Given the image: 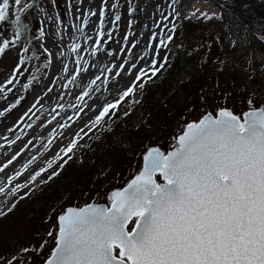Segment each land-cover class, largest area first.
Here are the masks:
<instances>
[{
  "label": "snow or ice",
  "instance_id": "1",
  "mask_svg": "<svg viewBox=\"0 0 264 264\" xmlns=\"http://www.w3.org/2000/svg\"><path fill=\"white\" fill-rule=\"evenodd\" d=\"M43 3L44 0H0V25L8 24L12 29L10 37L0 33V57L10 49L17 52L16 64L0 83V99L5 101L0 117L17 109L25 99L17 95L19 89L14 92V85L19 84L27 92L40 79L41 67L33 70L29 67L31 62L43 56V69L53 64L55 52L42 43L46 37L57 52L58 45H63L67 55L75 57L71 70L60 62L64 75L57 79H61L63 88L76 85L78 79L89 80L87 88L76 97L79 103L70 105L76 119L85 108L93 111L85 98L99 90L97 81L107 88L110 77L128 75L131 80L118 90L114 100L95 110L91 123H85L73 133L46 167L30 174L25 183L12 186L28 171L32 162L29 161L15 175L7 177V186L0 184V195L6 197L0 202L6 207V210L0 207V218L12 212L20 200L30 197L36 190L34 186H43L59 176L84 147L81 141L85 137L100 140L101 136H114L118 142L120 137L115 133L123 105L129 100L138 103L134 99L137 92H143L171 67V54L167 50L174 44L178 23L191 19L223 22L225 7L218 4L219 13L192 8L185 14L180 10L181 0H153L151 12L135 0H100L98 4L95 0H64L65 6L60 12L58 0H48L53 13L49 15ZM33 14L39 17L40 26L36 29L28 21ZM141 14L152 20L155 30L141 25L138 30L129 31L139 23ZM65 16L78 23L66 21ZM121 22L126 34L120 41H114L113 33L118 31ZM253 36L254 42L246 46L252 48L253 43H258L264 49V29ZM108 41L123 43L124 47L105 51ZM141 43V51H135ZM229 46L235 50L237 42L229 40ZM177 47L182 49L183 45ZM195 51L192 49L187 54L191 56ZM84 52L95 63L85 60L81 55ZM118 55L112 66L99 67L103 59H115ZM260 59L264 61V57ZM253 62L254 56H250L249 63ZM90 67H96L99 74L91 73ZM49 82L55 84V80ZM53 92V87H47L43 96L35 98L23 113L21 121L34 114L33 109L45 97L51 99ZM252 95L255 93L245 101L247 110L240 113L227 104L217 105L212 111L185 121L181 134L173 137L170 150L164 151L158 146L146 149L142 167L126 186L107 196L108 205L85 203L62 209L46 233L53 241L50 247L48 239L41 238L34 247L26 246L11 257H0V264H35L37 257H41L40 264H264V100L256 102ZM57 107L63 109L64 105ZM52 113L48 125L56 121L61 129H68L71 125L67 121L75 123L74 117L66 112L67 121L63 124L57 120L61 112L53 108ZM130 115L131 111L123 112L125 118ZM27 127L31 128L32 124ZM50 136L45 147L52 146L55 130ZM20 139L16 136L8 143L11 145ZM18 155L8 159L0 172ZM9 199L14 202L9 204Z\"/></svg>",
  "mask_w": 264,
  "mask_h": 264
},
{
  "label": "rangeland",
  "instance_id": "2",
  "mask_svg": "<svg viewBox=\"0 0 264 264\" xmlns=\"http://www.w3.org/2000/svg\"><path fill=\"white\" fill-rule=\"evenodd\" d=\"M95 2L98 4L100 0H95ZM135 2L142 8H146L153 0H135ZM218 4L225 5L223 22L191 19L188 20L191 24L188 28H183L182 20L178 23L174 44L167 50L171 54L172 63L177 61L178 68L176 70L172 68L170 75L168 74L170 68L167 69L163 75L155 79L154 83H149L143 92H137L134 99L139 101L138 103L134 104L132 100H129L123 105L120 113L123 114L125 110L132 111L131 125H134L136 130L129 137L118 136L120 139L116 149L119 154L108 153L99 157V160L90 165V176L80 182L76 179L71 181L62 189V193L54 194L49 201L37 203L28 215L16 221L12 226L7 224L1 226L0 257H11L26 246L34 247L41 238L48 239L50 247L53 241L46 237V233L50 227L54 226L55 217L62 209L70 206H83L85 203L108 205L107 196L112 190L125 186L142 167V154L146 149L158 146L162 150H170L174 143L173 137L181 133L185 121H191L194 116H199L202 112L212 111L217 105L227 104L228 107L240 113L247 110L245 101L252 93H255L251 96L254 101L264 100V61L260 59L264 57V49L258 43H253L252 48L246 46L248 42H254L253 34H258L264 28V16L258 15L262 9L245 0H181L180 10L185 14L192 8L219 13L221 8L218 7ZM43 6L49 9V15L53 14L52 6L48 0H44ZM64 6V0H58L57 11L62 12ZM36 18L38 21L39 17L36 16ZM64 19L75 23L71 17L65 16ZM141 25H146V17L143 14H141L139 23L129 31H136ZM39 26L37 22V28ZM11 32L10 25H0V33H3L5 38L10 37ZM90 34L95 35V32ZM124 34H126L125 25L124 22H121L118 25V31L113 33V40L120 41ZM55 39L58 40L59 36H56ZM229 40L237 42L235 50L229 46ZM42 43L55 52L53 64L48 69H44L40 79L27 92L19 84L14 85V92L19 89L17 95L24 96L25 99L17 109L6 114L5 117H0V145L3 146L0 147V167H3L13 155L19 153L16 160L4 172H0V184L5 186H7V177L15 175L29 161L32 162L29 164L28 171L24 172L17 181H14L12 186L15 183H25L30 174H34L41 167H46L47 162L53 159L60 148L64 147L68 139L72 138L73 133L84 127L85 123H91L95 110L103 103L114 100L118 95V90H122V86H127L131 80V76L128 75H124L122 78L110 77L107 88L97 81L96 87L99 90L85 98L87 104L92 106L93 111L90 112L85 108L84 112L79 114L80 118L76 119V114L70 105L79 103L76 97L81 90L87 88L89 80L86 78L81 82L78 79L76 85H68V88H63L61 79H57L64 75L60 71L62 67L60 62L67 64L71 70L74 68L75 57H69L67 48L63 45H58L60 50L57 52L53 47V42L47 37ZM179 45H183V48H178ZM118 47H124L123 43L108 41L104 50H115ZM192 49H196V51L189 56L187 52ZM61 53H65V55L62 56ZM81 55L90 63H95L94 58L90 57L87 52L81 53ZM250 56H254V62L251 64L249 63ZM125 58L128 59L130 56ZM117 59H119V55L115 59L105 58L99 67L112 66ZM36 61L33 60L29 65L33 70L44 63L43 56L37 64ZM16 62L17 52L12 49L0 57V83L7 78ZM89 71L99 74L96 67H90ZM83 75L87 77L88 74ZM170 76L174 78L171 87L167 94L159 99L158 105L147 104V98L144 96L147 90H152L159 83L164 84V81ZM250 77L253 78L250 79ZM91 78L94 79V76ZM20 79L23 80V77ZM52 80H55V84L49 82ZM117 80H119V85ZM63 83L67 84V80H63ZM47 87L54 88V92L50 94L51 99L45 97L42 104L33 109L34 114L30 113L21 121L23 113L34 103L35 98L43 96ZM8 96L11 98L12 94L9 93ZM58 104H63L64 108H58ZM4 107L5 101L0 99V110H3ZM53 108L61 112V115L57 117L61 124L67 121V115H72L75 123L67 121L71 125L68 129H61L56 121L48 125L47 121L51 119ZM29 123L32 124L31 128L27 127ZM10 128L14 131H9ZM53 130H55L56 138L51 147H45ZM85 130L87 131V129ZM97 135L101 134L97 132ZM16 136H20L21 139L10 145L8 141L15 140ZM89 140V137H85L81 141L84 147L77 151L72 159L75 166H80L85 161L83 150ZM109 140L111 144H114L115 137L110 136ZM29 141L31 143H28ZM34 187L37 189L40 186ZM21 194L23 195V192ZM5 199L6 197L0 195V202ZM12 202L14 201L8 200L9 204ZM0 207L5 206L0 203ZM40 259L41 257L35 258V264H40Z\"/></svg>",
  "mask_w": 264,
  "mask_h": 264
},
{
  "label": "trees",
  "instance_id": "3",
  "mask_svg": "<svg viewBox=\"0 0 264 264\" xmlns=\"http://www.w3.org/2000/svg\"><path fill=\"white\" fill-rule=\"evenodd\" d=\"M247 2H251L253 5H257L258 8L262 9L261 12H259L258 15L261 17L264 16V0H245ZM257 8V7H256ZM29 22L33 29L37 28V18L35 14L32 16H29ZM183 28H188L191 26L190 22L188 20H182ZM264 29V28H262ZM42 58V56H41ZM37 60V62L41 61ZM43 65V64H42ZM41 67V72L39 73V76H41L44 72L43 67ZM177 61H174L168 70V74L170 75L173 70H176L178 68ZM173 76L168 77L164 84H157L152 90H147V92L144 94L145 98H147L146 103L147 104H155L158 105L159 99L163 98L168 90L171 87V84L173 82ZM36 84V82H35ZM153 106V105H152ZM132 111L131 115L125 118L123 114L120 113V119L118 121V124L116 126V133L115 135H123L129 137L136 129L134 128V125H131L132 122ZM110 136H101L100 140H96L95 137L90 139L88 141L87 146L83 150V155L85 161L80 166H75L74 161L70 160L63 168V170L60 172V175L52 179L49 183L44 184L43 186L38 187L33 194L23 200H20L19 203H17V206L15 209L8 213L6 216L0 218V227L7 224V225H13L16 221H18L21 218H24L28 213H30L37 203L41 201H49L54 194L62 193V189L68 185L71 181H74L75 179L79 182L86 178L87 176H90V165L95 163L97 160H99V157L104 156L108 153H113L114 155H118L119 152L116 149L118 147V143L114 140V144H111L109 140Z\"/></svg>",
  "mask_w": 264,
  "mask_h": 264
},
{
  "label": "bare ground",
  "instance_id": "4",
  "mask_svg": "<svg viewBox=\"0 0 264 264\" xmlns=\"http://www.w3.org/2000/svg\"><path fill=\"white\" fill-rule=\"evenodd\" d=\"M152 7H154L153 2L150 5H148L145 9L151 12ZM152 15H155V13H152ZM75 23H78V21H75ZM146 25L153 27V29L155 30V26L152 25V20L147 17H146ZM147 30H148L147 27H145L144 31L147 32ZM144 39H146V37ZM142 48H143V43H141L140 48L136 49L135 51H141Z\"/></svg>",
  "mask_w": 264,
  "mask_h": 264
},
{
  "label": "water",
  "instance_id": "5",
  "mask_svg": "<svg viewBox=\"0 0 264 264\" xmlns=\"http://www.w3.org/2000/svg\"><path fill=\"white\" fill-rule=\"evenodd\" d=\"M152 147H154V146H152ZM118 189H121V188H114L112 191H116V190H118ZM102 204V203H101ZM106 205V204H105Z\"/></svg>",
  "mask_w": 264,
  "mask_h": 264
},
{
  "label": "flooded vegetation",
  "instance_id": "6",
  "mask_svg": "<svg viewBox=\"0 0 264 264\" xmlns=\"http://www.w3.org/2000/svg\"><path fill=\"white\" fill-rule=\"evenodd\" d=\"M179 134H181V133H179ZM179 134H178V135H179ZM163 150H164V149H163ZM164 151H165V150H164Z\"/></svg>",
  "mask_w": 264,
  "mask_h": 264
}]
</instances>
